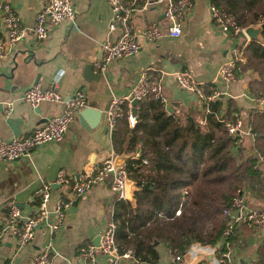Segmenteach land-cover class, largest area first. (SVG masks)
I'll use <instances>...</instances> for the list:
<instances>
[{"label":"crops","instance_id":"0c3cea01","mask_svg":"<svg viewBox=\"0 0 264 264\" xmlns=\"http://www.w3.org/2000/svg\"><path fill=\"white\" fill-rule=\"evenodd\" d=\"M4 1L13 8L25 34L13 42L6 41L0 56V137L28 134L36 125L61 113L60 101L44 100L32 106L23 99L24 90L34 84L46 88L54 85L64 99L82 88L87 96L86 105L101 109L102 118L87 129L76 115L61 139L38 145L28 155L0 161V227L5 223L9 200H13L24 215H34L38 208L37 190L44 182L53 181L60 168L77 175L111 155L116 157L125 152L129 158L137 156L138 146L133 153L114 149L112 133L106 129L105 110L113 96L129 93L146 69L161 78L166 98L163 105L170 113L188 114L200 122L203 119L204 111L198 99L175 79L179 69L190 70L201 84L214 83L224 108L231 101L246 123L247 112L256 108L255 99L247 88L249 74L236 76L233 81L220 76V67L230 58L234 47L247 44L251 39L244 33L223 31L212 18L210 0H193L192 6L181 16L179 36H171L166 31L164 8L169 0L142 3L122 0L130 9V22L140 47L134 54L111 61L103 71L96 65L101 56V44L118 35L117 30L109 29L113 12L108 0H71L75 21L65 19L51 24L42 39L34 36L33 27L43 0H0V40L6 35L1 10ZM152 21L162 28L156 41L144 36L146 24ZM126 119L123 115L118 120L120 131ZM252 140L250 136L245 137L242 143L245 153L251 152ZM261 164L264 167V163ZM60 196L71 202L65 209L63 223L53 229L50 222ZM247 197L248 206L264 209V196L250 197L247 192ZM117 200L109 181L94 184L78 197L69 187L53 185L46 205L48 218L40 221L33 239L26 245L20 246L12 233L4 235L0 242V264H29L35 254L44 250L50 254V264H81L78 248L95 244L112 219ZM237 226L240 231L250 228L246 224ZM261 229L252 228L243 246L231 245V264H251L257 260L258 246L264 238ZM157 249L159 261L156 264H168L172 256L169 247L161 242ZM198 261L199 258L185 259L182 264ZM121 263L136 264L131 257H124ZM89 264H109V259L100 254Z\"/></svg>","mask_w":264,"mask_h":264},{"label":"trees","instance_id":"16d2710c","mask_svg":"<svg viewBox=\"0 0 264 264\" xmlns=\"http://www.w3.org/2000/svg\"><path fill=\"white\" fill-rule=\"evenodd\" d=\"M210 2L235 15L243 27L256 24L264 12V0ZM262 35L264 38V31ZM244 55L245 60L236 64L235 74H249L250 95L255 99L264 96V40L251 39ZM210 85L216 87L205 83L206 92H210ZM205 106L201 105L202 123L188 114L170 113L161 102L147 98L137 103L133 126L126 119L121 131L117 125L112 131L116 151L133 153L139 147L137 156L126 160L127 176L138 187L137 204L133 207L126 199H118L112 215L118 254L128 251L136 264H156L161 242L172 253L185 251L192 241L217 244L230 221L224 211L234 197L240 192L264 196V167L258 158L264 157V107L256 105L247 112L254 137L251 152L245 153L225 129V119L237 110L234 104L230 101L225 109L218 95L207 103L208 111ZM185 186L189 187V197L175 215ZM248 227L240 231L234 225L226 237L227 248L243 246L253 228ZM220 250H225L223 242ZM251 264H264V238L257 260Z\"/></svg>","mask_w":264,"mask_h":264},{"label":"built area","instance_id":"2783aa9c","mask_svg":"<svg viewBox=\"0 0 264 264\" xmlns=\"http://www.w3.org/2000/svg\"><path fill=\"white\" fill-rule=\"evenodd\" d=\"M108 3L113 12L109 29L112 31L117 30L118 35L115 38L103 41L101 44V56L96 65L102 71L111 61L134 54L140 47L130 22L129 7H126L122 0H108ZM192 4L193 0H169L167 2L164 8V17L166 19V31L169 35H181V16ZM1 10L6 26V35L3 40H0V56L2 55L3 44L6 41L13 42L25 34V28L20 26L13 8L7 1L1 4ZM210 12L213 20L223 31L233 34L244 33V27L237 22L235 15L228 13L221 6L210 3ZM65 19L73 22L76 19L75 9L71 0H43L41 8L35 15L34 36L39 39L46 37L51 24ZM263 22L264 12L258 15L256 24ZM161 33L162 28L157 22L152 21L146 24L144 36L148 40H158ZM245 45L235 46L230 58L223 62L220 67L222 79L226 81L236 79L235 67L237 62L245 60ZM175 79L180 87L193 93L201 104L205 105L206 103L205 111H208L207 103L219 95L217 88L212 85L208 86L210 92H206L205 84H201L188 69L177 70ZM147 98L158 100L162 104L166 103L161 78L153 76L148 69L139 75L129 93L122 97L113 96L111 98L109 106L105 110L106 129L109 133H112L118 120L123 115L126 116L128 124L133 126L137 118L136 113H132V101L137 99L139 102ZM23 99L32 106H36L44 100L60 101L63 106L62 111L47 118L43 123L36 125L28 134L12 138L0 137V161L28 155L38 145L61 139L78 111L87 104V96L82 88L77 89L71 96L64 99L54 85L47 88L41 87L39 84L31 85L24 90ZM255 102L257 106L264 105V97L256 98ZM201 122L203 123L204 120L202 119ZM225 129L238 145H242L245 137H254L252 126L246 123L243 116L236 111H233L231 116L225 119ZM258 158L264 163L262 155H258ZM127 173L126 163L116 164L114 155L103 159L100 163L79 172L77 175L67 173L64 168H60L53 181L44 182L37 190L39 201L34 215H24L21 208L13 200L7 201L5 223L0 227V242L7 233L14 234L20 246L31 242L40 221L48 218L49 212L46 205L53 185L69 187L73 190L75 196L78 197L94 184L109 181L110 187L117 194L118 199H125ZM189 193V187L185 186L181 189L180 201L175 210V215L180 214L183 203L188 199ZM70 202L62 196L58 198L53 210L54 218L50 222L51 228L56 229L63 223L65 209ZM224 212L229 215L230 221L223 231L221 241L218 242L219 246L217 244L192 241L185 251L173 252L168 264H182L185 259L194 260L198 258L197 264H231L232 251L231 248H227V235L233 231L234 225L238 224H246L255 229L264 227V209L248 206L247 194L240 192L234 197L231 206ZM115 229L116 223L111 219L100 234L99 244L81 245L78 248L77 257L84 264H89L94 262L98 255L101 254L108 257L109 264H121V257H130L131 255L128 251L122 256L118 254L114 237ZM222 242L225 244V250H220ZM50 261L49 252L44 250L35 254L29 264H50Z\"/></svg>","mask_w":264,"mask_h":264},{"label":"water","instance_id":"95a60500","mask_svg":"<svg viewBox=\"0 0 264 264\" xmlns=\"http://www.w3.org/2000/svg\"><path fill=\"white\" fill-rule=\"evenodd\" d=\"M263 31H264V22L260 23V24L248 25V26L244 27V30H243L244 34L249 39L257 40V41H261V42L264 40L263 35H262ZM90 67H91V65H90ZM137 103H138L137 99H134L132 101V104H133L132 113L133 114L136 113V111H137V109H136ZM262 107H264V105H262ZM77 116L79 118L81 125L88 129L89 127H94L95 125H97L99 123V121L102 118V111H101V109H97V108L92 107L90 105H86L78 111ZM7 121L11 122L10 119H7ZM229 137H231V136L229 135ZM128 158H129V156L126 155L125 152H121L119 155H117L115 157V163L116 164H122ZM137 189H138V187H137V184L135 183V181L132 180L131 178H127L126 184H125V199L133 207H135L137 204L136 197H135V193H136ZM261 230H262V233H264V227H262ZM99 238H100V236H98L97 241L94 242L96 245L99 244ZM156 242L157 241H155V243ZM217 246H219V243H217ZM120 261L123 262L124 257H121ZM81 264H83V261H81Z\"/></svg>","mask_w":264,"mask_h":264},{"label":"rangeland","instance_id":"374dc122","mask_svg":"<svg viewBox=\"0 0 264 264\" xmlns=\"http://www.w3.org/2000/svg\"><path fill=\"white\" fill-rule=\"evenodd\" d=\"M261 97H264V96H261ZM199 101V100H198ZM199 104H200V106L202 105L201 103H200V101H199ZM121 264H123V263H121Z\"/></svg>","mask_w":264,"mask_h":264}]
</instances>
